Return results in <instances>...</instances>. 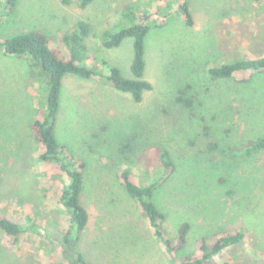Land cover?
I'll return each mask as SVG.
<instances>
[{
    "label": "rangeland",
    "instance_id": "obj_1",
    "mask_svg": "<svg viewBox=\"0 0 264 264\" xmlns=\"http://www.w3.org/2000/svg\"><path fill=\"white\" fill-rule=\"evenodd\" d=\"M7 1L0 0L1 40L39 30L68 57L62 37L79 22L90 29V60L83 65L101 75L65 76L55 128L60 147L86 164L82 202L89 223L78 247L88 261L177 264L199 254L203 237L212 243L242 232L243 241L216 258L217 264H264V150L241 159L233 150L264 137V71L237 72L230 79L208 73L264 55V0H188L193 26L180 12L185 0H94L86 8L62 0H17L13 11ZM124 3L147 16L151 27L143 79L152 89L139 103L107 79L110 67L134 78V39L103 46L106 31L131 26ZM180 90L191 107L177 101ZM46 96L29 56L0 52V218L24 229L17 238L0 229V264H69L63 239L70 220L58 200V170L39 159L43 148L31 134ZM161 149L170 153V170L158 163ZM124 169L140 186L158 184L153 201L165 214L161 229L168 240L190 224L182 249L171 254L155 237L120 184Z\"/></svg>",
    "mask_w": 264,
    "mask_h": 264
},
{
    "label": "trees",
    "instance_id": "obj_2",
    "mask_svg": "<svg viewBox=\"0 0 264 264\" xmlns=\"http://www.w3.org/2000/svg\"><path fill=\"white\" fill-rule=\"evenodd\" d=\"M94 0H62L64 5L78 3L81 8L88 7ZM17 0H8L11 11L16 8ZM122 9L131 22V26L120 31H106L103 35V46L107 49L119 47L127 38L134 39V57L131 64L133 79L125 78L119 69L110 67L107 75L108 81L118 91L128 93L132 99L139 103L143 94L152 89L151 83L144 80L145 70V40L151 29L147 24V16H139L128 4H122ZM180 12L184 15L188 26L194 25V20L189 8L188 0L180 5ZM90 33L89 26L79 22L72 31L61 39L69 48V56L64 57L58 49H52L50 37L42 31L31 30L4 40L0 39V52L6 56L27 55L31 58L33 73L45 81L46 105L44 115L36 119L31 125V134L43 151L39 159L45 164H52L58 170L59 178V203L67 212L70 220V229L64 235L63 253L69 264H91L79 250V243L89 223V213L83 205L84 173L86 164L83 160L76 159L59 145L55 135L57 116L60 106V94L66 75H75L82 79L100 77L101 72L96 68L84 66L89 61V51L86 39ZM102 64L107 65L106 62ZM212 79H230L237 72L264 71V55L257 59L242 58L234 60L208 70ZM185 90H180L177 101L187 107H191V100L184 98ZM234 148L236 159L246 158L264 150V137L246 145ZM232 150V151H233ZM243 150V151H242ZM123 151V150H122ZM158 163L161 167L170 170L174 167L170 153L166 150H157ZM120 184L126 193L135 201L141 215L153 228L155 237L164 245L169 253L182 249L187 242L190 224L183 223L179 229L175 241H170L161 229V223L165 214L153 201L156 183L146 186L136 184L131 178V171L124 169L120 175ZM0 229L10 237L17 238L24 229L8 218H0ZM245 235L242 232L227 234L219 237L215 242H210L203 237L197 243L198 253L183 258L177 264H217L216 258L230 247L241 243Z\"/></svg>",
    "mask_w": 264,
    "mask_h": 264
}]
</instances>
